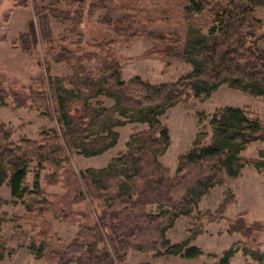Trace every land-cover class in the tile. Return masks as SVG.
<instances>
[{
    "label": "trees",
    "instance_id": "1",
    "mask_svg": "<svg viewBox=\"0 0 264 264\" xmlns=\"http://www.w3.org/2000/svg\"><path fill=\"white\" fill-rule=\"evenodd\" d=\"M56 3L63 4L66 11H53L55 17L69 21L82 18L87 6L85 0ZM261 8L264 0H190L174 19L161 13L155 19L143 15V20H137L144 23L139 34L156 42L150 54L182 58L191 66L192 70L174 83L152 84L139 76L125 82L114 42H98L93 51L78 55L60 46L55 50L49 32L43 30L42 44L50 48L47 57L68 62L73 75L68 79L41 76L22 89L14 88L13 82L0 83V92L4 89L15 108H36L48 116L61 113V129H45L35 140L11 141L12 132L0 120V186L8 181L13 202L24 205L25 219L33 230H39L31 247L37 259H45L46 264H123L131 251L183 254L186 259L202 255L200 249L189 248L188 241L172 245L167 233L180 217H191L216 186L224 184L226 172L231 177L240 176L246 164L240 154L264 141V123L242 109H225L212 120L216 129L212 145L203 147L210 134L200 132L194 140L195 150L178 158L172 174L161 162L170 147L171 133L160 117L224 84L264 98V51L259 48L260 39H254L264 28L256 17ZM42 10L38 9L37 16L46 25ZM133 10L121 20L127 21L123 33L134 28L129 19L139 18L145 11ZM147 24L156 26L148 29ZM31 25L29 35L36 45L37 29ZM19 41L25 51L29 50L22 38ZM86 61L95 62L96 71H87ZM101 95L115 99V104L109 108L94 104L92 101ZM129 123H146L148 130L133 134L126 151L107 167L88 168L80 174L67 167L70 149H81L88 156L102 154L117 144L119 134L114 129ZM259 156L264 159V151ZM33 163L52 170L50 183L61 184L63 194H47L38 184L32 189L24 187ZM251 164L264 170V160ZM9 203L0 199V215ZM237 203L234 192L226 189L219 207L206 212L207 222L225 220ZM86 205L96 215L89 225H83V219L89 217L78 210ZM150 206L162 211L151 214ZM46 214L79 228L61 252H44L45 244L55 235L53 225L44 218ZM263 231L260 221H248L247 212L231 221L228 229L229 234L239 233L246 239H254ZM192 232L191 239L202 235L204 228L196 226ZM237 252V248L230 249L219 264H230ZM243 252L257 261L264 260L259 250L245 248ZM4 253V246H0V262Z\"/></svg>",
    "mask_w": 264,
    "mask_h": 264
},
{
    "label": "rangeland",
    "instance_id": "2",
    "mask_svg": "<svg viewBox=\"0 0 264 264\" xmlns=\"http://www.w3.org/2000/svg\"><path fill=\"white\" fill-rule=\"evenodd\" d=\"M85 1L87 6L83 17L78 16L76 21H69L55 17L57 13L53 11H66L63 4L56 3L57 0H0V83L4 81L3 84L8 85L13 82L14 88L22 89L41 76L51 75L68 79L73 75V68L68 62H55L47 57L46 50L50 48L42 44L43 30L45 33L49 32L55 50L60 46L78 55L84 51H93V45L98 42H114L115 55L122 66V79L125 82L139 76L152 84L174 83L192 70L182 58L165 59L150 54L149 51L156 42L139 34L138 31L144 23L137 22L143 20V15L146 19H152L161 13L169 14V17L174 19L190 0ZM42 7L41 13L47 16L46 25L39 21L37 16L38 9ZM135 8L139 12L141 9L145 11L139 18H130L129 22L134 28L129 33H123L127 21L121 23V20ZM137 10L134 15L138 14ZM256 17L264 23V8L256 11ZM32 23L37 29L36 45L33 36L29 35ZM154 26L156 25L147 24L148 29ZM21 38L29 50L25 51L19 44ZM254 39H260L259 48L264 51V28ZM77 50L80 52L77 53ZM84 67L87 71H96V63L93 61H86ZM66 86L71 87L68 81ZM2 91L0 120L12 132L11 141L17 142L23 138L35 140L41 137L45 129H61L58 123L61 113L48 116L36 108H15L7 93ZM92 102L109 108L115 104V99L101 95ZM228 108L242 109L250 113L251 118L258 116L264 123V98L250 91L236 90L230 84L222 85L211 94L195 96L160 117L171 133L170 147L161 157V162L172 174L178 166V158L195 150L194 140L200 132L210 134L203 147L212 145L216 130L212 120ZM147 130L146 123H129L116 127L114 131L119 134V139L114 147L96 156H88L81 149H70L67 167L77 174L88 168H105L113 158L126 151L127 143L133 134ZM260 151H264V141L256 142L242 152L240 156L246 164L240 176L231 177L226 172L224 184L216 186L202 200L191 217H180L174 228L168 231L167 238L172 245H182L188 241V247L200 249L202 255L196 259H186L183 254L157 255L131 251L123 264H219L221 258L232 248H237L238 252L230 264H264V260L257 261L243 252L245 248L259 250L264 256V231L254 239H246L239 233H228L231 221L245 212L248 213L250 223L260 221L264 227V170H259L251 164L252 161L264 160L259 156ZM51 175L52 170L47 165L39 166L33 163L29 166L24 187L32 189L38 184L47 194H63L61 184L50 183ZM7 183L8 181L0 186V199L10 201L2 207L0 215V246L5 248L0 264H46L45 259H37L31 249L39 230H33L25 219L24 205L13 202ZM226 189L234 192L238 200L237 205L228 211L225 220L208 223L206 212H214L219 207ZM78 210L89 217L83 219V225H89L96 220V215L91 213L89 205ZM161 211L158 206L149 207L151 214ZM44 218L53 225L55 233L45 244V254L63 251L76 237L79 228L58 221L54 215L46 214ZM196 226H202L204 232L191 239L192 230Z\"/></svg>",
    "mask_w": 264,
    "mask_h": 264
}]
</instances>
